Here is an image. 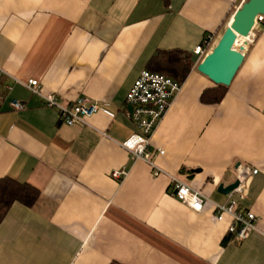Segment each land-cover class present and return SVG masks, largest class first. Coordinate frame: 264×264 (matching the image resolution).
Returning <instances> with one entry per match:
<instances>
[{"label":"crops","instance_id":"obj_1","mask_svg":"<svg viewBox=\"0 0 264 264\" xmlns=\"http://www.w3.org/2000/svg\"><path fill=\"white\" fill-rule=\"evenodd\" d=\"M245 1L0 0V179L39 191L0 220V264H264V21L237 37L246 55L218 104L201 101L215 83L193 53L206 35L217 43ZM171 50L194 65L153 133L152 151H164L153 161L201 190V211L122 147L136 131L127 93ZM30 79L62 105L82 97L100 111L68 126L20 82ZM14 99L26 108L12 109ZM239 163L258 170L243 199L232 195L256 217L243 240L212 206L228 202L218 187L236 181Z\"/></svg>","mask_w":264,"mask_h":264},{"label":"built area","instance_id":"obj_2","mask_svg":"<svg viewBox=\"0 0 264 264\" xmlns=\"http://www.w3.org/2000/svg\"><path fill=\"white\" fill-rule=\"evenodd\" d=\"M257 20L264 21V15L258 16ZM215 44L216 39L213 35L209 34L203 37L200 44L193 49V53L198 56L197 62H200ZM3 74H5V71L0 68V76ZM20 82L31 93L39 96L45 106L56 108L61 121L68 126L87 125L88 120L100 111V107L96 103L89 102L82 97L77 98L68 105H62L58 103L55 94H42L39 91L37 80L30 79ZM181 83L161 73L148 70L140 72L126 96V104L130 108L128 116L134 123L136 131L122 143V147L131 154L133 159L142 160L149 164L154 176L167 175L170 178L172 195L190 209L201 211L204 203L208 202L207 197L201 190L159 168L154 163L153 157L156 153L163 154L164 151L162 149L152 151L151 149L153 133L180 91ZM10 105L14 110L26 108L24 102L15 99L10 102ZM257 172V169L239 163L236 167L237 186L228 193V202L226 204H212L215 219L221 220L224 216L231 218L228 231L239 240L245 239L250 231L257 228L256 217L251 211L239 210L232 195L237 194L239 198L243 199L247 194L250 178ZM124 174L123 170H115L111 173L115 179H120Z\"/></svg>","mask_w":264,"mask_h":264},{"label":"water","instance_id":"obj_3","mask_svg":"<svg viewBox=\"0 0 264 264\" xmlns=\"http://www.w3.org/2000/svg\"><path fill=\"white\" fill-rule=\"evenodd\" d=\"M261 15H264V0L245 1L235 11L232 21L211 51L198 63L197 70L213 83L229 86L246 55V47L235 45L237 36L251 34L257 17ZM236 186L237 181L226 187L219 185L218 190L228 194Z\"/></svg>","mask_w":264,"mask_h":264},{"label":"trees","instance_id":"obj_4","mask_svg":"<svg viewBox=\"0 0 264 264\" xmlns=\"http://www.w3.org/2000/svg\"><path fill=\"white\" fill-rule=\"evenodd\" d=\"M193 65L190 54L184 51H161L151 58L147 70L164 74L182 82ZM1 84L2 83H0V85ZM214 86L213 89L203 91L201 94L202 102L210 104H218L221 102L227 92L228 86L221 84H215ZM38 196V189L28 183H20L9 177L1 178L0 220L4 217L7 210L14 202H20L26 206H31L34 204Z\"/></svg>","mask_w":264,"mask_h":264},{"label":"bare ground","instance_id":"obj_5","mask_svg":"<svg viewBox=\"0 0 264 264\" xmlns=\"http://www.w3.org/2000/svg\"><path fill=\"white\" fill-rule=\"evenodd\" d=\"M239 36V35H238ZM237 36V37H238ZM252 36V34H249L247 37H244L245 39H248V38H250ZM242 37V36H241ZM236 41H237V39H236ZM245 40H242V43L244 42ZM236 43V42H235ZM239 47H241V45L239 46Z\"/></svg>","mask_w":264,"mask_h":264},{"label":"rangeland","instance_id":"obj_6","mask_svg":"<svg viewBox=\"0 0 264 264\" xmlns=\"http://www.w3.org/2000/svg\"><path fill=\"white\" fill-rule=\"evenodd\" d=\"M235 45L237 46L238 44H237V43H235Z\"/></svg>","mask_w":264,"mask_h":264}]
</instances>
